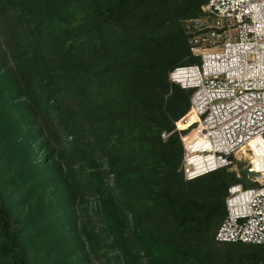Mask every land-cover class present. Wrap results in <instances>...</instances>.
<instances>
[{
  "label": "trees",
  "instance_id": "1",
  "mask_svg": "<svg viewBox=\"0 0 264 264\" xmlns=\"http://www.w3.org/2000/svg\"><path fill=\"white\" fill-rule=\"evenodd\" d=\"M206 1L0 0V264H88L64 247L77 217L53 220L91 196L111 240L96 257L264 264V245L215 239L236 174L181 169L192 90L169 73L199 62L183 21Z\"/></svg>",
  "mask_w": 264,
  "mask_h": 264
},
{
  "label": "built area",
  "instance_id": "2",
  "mask_svg": "<svg viewBox=\"0 0 264 264\" xmlns=\"http://www.w3.org/2000/svg\"><path fill=\"white\" fill-rule=\"evenodd\" d=\"M183 21L199 62L169 79L192 90L176 123L188 180L247 161L246 175L228 188L218 242L264 245V0H207ZM169 133H162L167 138Z\"/></svg>",
  "mask_w": 264,
  "mask_h": 264
},
{
  "label": "rangeland",
  "instance_id": "3",
  "mask_svg": "<svg viewBox=\"0 0 264 264\" xmlns=\"http://www.w3.org/2000/svg\"><path fill=\"white\" fill-rule=\"evenodd\" d=\"M44 151H42L43 154ZM247 161L246 160H239L237 161L236 165L233 166L232 168H227V171L234 172L236 174V177H238V173L240 172L241 174L246 175L247 173ZM106 165H104L105 167ZM112 179V178H110ZM61 185L58 187V190L64 191L65 186L63 185L62 182H59ZM57 189V187L55 188ZM98 200L96 199L95 196L89 197L88 201L82 200L78 201L73 207H71L70 210H68L69 214H63L62 216L56 218L53 220L54 223L62 224L63 222H67L68 218L71 216V213L75 217H77V227L79 229V233L73 234L69 236L67 239V242H65V246H69V248H79L82 245V242H85L84 245L86 250L91 251L90 259L88 264H120V259L118 257V253L114 251L112 248H104L103 251L105 254L100 257H96L97 254V249L100 247H103L105 245H108L110 243V238L106 237L103 233L100 234V228L102 227L103 223L100 220L99 216L97 215V211H99L98 207ZM68 209V208H67ZM124 212V210H123ZM126 224H127V229H132V223H131V216L130 214L128 215V220L124 218ZM92 230H97L99 232L98 237H96L94 240H89L87 233L92 231ZM94 246V250H91L92 246ZM143 264H146L143 263Z\"/></svg>",
  "mask_w": 264,
  "mask_h": 264
}]
</instances>
